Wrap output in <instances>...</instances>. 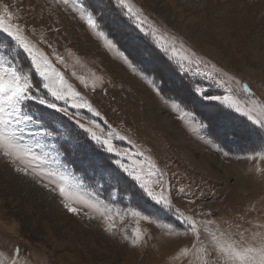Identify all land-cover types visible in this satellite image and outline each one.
<instances>
[{"label": "rangeland", "instance_id": "obj_1", "mask_svg": "<svg viewBox=\"0 0 264 264\" xmlns=\"http://www.w3.org/2000/svg\"><path fill=\"white\" fill-rule=\"evenodd\" d=\"M0 2L11 7L17 16L13 22L24 25L38 47L51 56V44L64 57L67 67L56 66L65 72L68 82L113 128L133 142L115 143L133 154L144 150L167 173L174 189H185L186 195L173 191L177 207L191 209L189 215L210 211L217 222L227 220L243 227H249L246 221L264 223V171H256L257 167L264 170V159H237L264 144V132L246 117L209 106L196 96L192 79L180 74L175 62L140 34L114 7L113 0H89V4L102 17L104 31L140 70L137 73L115 51L105 49L70 9L65 11L55 0ZM130 2L143 9L151 22L181 37L187 48L247 83L264 103V0ZM42 38L47 43L41 42ZM72 71L83 75L89 87L84 88L72 77ZM93 74L103 78L95 91L91 88ZM149 81H155L159 95ZM211 91L220 94L222 90ZM173 103L192 112L195 121H181ZM97 120L106 131L102 121ZM199 124L204 127L199 128ZM81 143L83 148L77 146L67 156L74 160L76 173L84 174L91 185L92 161L106 157L94 150L90 141L82 138ZM225 151L228 156L223 154ZM100 182L104 185L103 199H108L114 188L120 189L112 201L117 208L173 222L164 209L136 194L138 190L132 183L113 180L110 186L107 178ZM60 200L58 193L16 173L0 158V253L6 260L10 261L19 246L26 264H181L176 253L193 242L191 233L185 235L181 230L178 236H167L156 224L130 212L123 221L116 217V235H112L99 218L89 220L84 215L88 209L72 214ZM137 223L145 233V241L131 247L122 233H130Z\"/></svg>", "mask_w": 264, "mask_h": 264}, {"label": "snow or ice", "instance_id": "obj_2", "mask_svg": "<svg viewBox=\"0 0 264 264\" xmlns=\"http://www.w3.org/2000/svg\"><path fill=\"white\" fill-rule=\"evenodd\" d=\"M55 3L65 11L70 9L103 43V47L109 52L115 51L133 73L140 71L104 31L102 17L93 10L89 0H55ZM113 4L144 38L150 40L169 61L175 62L180 74L192 79V90L203 102L234 111L264 132V103L255 97L247 83L187 48L181 37L151 22L143 9L130 0H113ZM15 19L16 13L11 7L0 2V33L6 34L0 35V158L11 164L16 173L58 193L60 202L69 213L79 215L82 208L88 209L84 215L89 220L99 218L105 231L112 235H116V217L123 221L129 212L140 220L156 224L167 236H178L181 230L185 235L191 233V246L181 247L176 253L181 264H264V223L246 221L249 227H243L227 220L217 222L210 211L204 213L201 210L189 215L191 209L177 207L173 191L186 195L185 189H174L167 173L144 150L133 154L129 149L119 147L116 140L133 142L113 128L101 112L68 82L65 72L56 66L67 67L64 57L51 44H48L52 49L49 56L29 38L24 25L13 22ZM31 31L34 33L35 29ZM41 42L47 43L43 38ZM93 75L95 81L91 88L95 91L97 83L103 84V78ZM71 76L84 88L89 87L83 75L72 71ZM149 83L159 95L160 89L155 81ZM213 88L222 91L214 94ZM172 107L181 121H195L194 114L180 104L173 103ZM97 118L106 126V131ZM203 127L199 124V128ZM82 138L90 141V146L106 157L92 161L91 185L84 174L76 173L72 166L74 160L67 156L77 146L84 147ZM223 154L229 155L227 151ZM139 158H143V162ZM257 158L264 159V144L237 157ZM256 171L261 173L264 170L257 167ZM105 178L110 186L113 180L132 183L138 190L136 194L164 209L173 222L153 219L137 210L117 208L112 201L117 198L119 188H114L109 198L103 199L104 185L100 181ZM189 203L195 201L189 200ZM122 238L131 247H139L145 241V233L137 223L130 233L124 230ZM0 264H26L22 249L16 246L10 261L0 253Z\"/></svg>", "mask_w": 264, "mask_h": 264}]
</instances>
